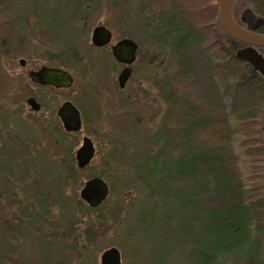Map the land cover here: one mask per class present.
Returning <instances> with one entry per match:
<instances>
[{"label":"rangeland","instance_id":"obj_1","mask_svg":"<svg viewBox=\"0 0 264 264\" xmlns=\"http://www.w3.org/2000/svg\"><path fill=\"white\" fill-rule=\"evenodd\" d=\"M216 1L0 0V264H102V255L110 249L120 251L121 264H161L162 257L156 256L161 253L168 256L164 264H191L187 259L173 262L170 258L179 247H184L183 255L188 257L185 248L190 238H174L175 243L167 233L172 183L166 176L172 166L187 170L194 162L186 156L176 164L172 160L179 155L175 150L169 154L165 150L158 162L148 161L156 152L154 147L150 152L149 134L162 125L182 126L191 109L201 121L211 113L207 137L239 157L246 188H261L264 156L256 164L251 158L264 146L260 132L264 89L256 92L244 84L250 76L245 73L248 65L222 51L228 46L220 44ZM248 9L264 14V2L234 1L237 17ZM173 10L203 27L201 44L180 50L171 38L155 37L157 27ZM217 21L218 29L212 30ZM101 25L112 28L116 38L133 34L142 42H155L143 45L136 76L125 90L117 83L120 67L110 60L103 62V97L100 51L90 45L93 29ZM21 59L27 61L26 67L19 65ZM43 65L63 67L74 75L73 87L60 92V101L85 84L88 87V97L86 92L77 93L87 123L75 137L58 136L54 116L58 105L53 97L45 102V96L38 93L48 109L43 114L55 119L50 116L47 121L42 114L28 112L26 99L34 90L25 81V77L30 81L26 73ZM21 80L27 86L24 89ZM94 93L96 100L90 96ZM177 101L176 113L182 119L175 117V111L173 115L172 105ZM91 105L94 110L103 106V113L95 114L98 118L90 119ZM205 133L197 139L204 140ZM86 134L97 148L94 161L79 170L74 158L68 168L65 154L75 157ZM36 147L40 156L31 158ZM140 174L149 177L147 191L137 184ZM95 176L109 183L110 194L104 203L91 207L80 193ZM182 182L185 190L180 198L198 202L199 188ZM201 214L198 219L203 218Z\"/></svg>","mask_w":264,"mask_h":264},{"label":"trees","instance_id":"obj_2","mask_svg":"<svg viewBox=\"0 0 264 264\" xmlns=\"http://www.w3.org/2000/svg\"><path fill=\"white\" fill-rule=\"evenodd\" d=\"M262 1L264 2V0ZM177 16L180 19L178 14ZM166 20L157 27L155 37L164 40L169 37L173 42H176L180 29L170 27ZM154 28L156 29V26ZM220 31V44L228 46V49L223 47L222 51L226 50L227 54L237 61L235 56L238 49L237 43L222 29L221 25ZM177 45L181 50V44ZM245 73L250 76H246L244 84L252 88L255 87L253 90L256 92H259L262 87L264 89V86L257 84L264 85V80L258 78L249 66L245 68ZM178 105V101L172 105L174 107L173 115L175 111V115H177L175 117L182 119L183 117L176 113L175 107H179ZM191 110L193 113H187L186 122L182 126L180 123H178L179 127L177 125L171 128L162 125L155 132H151L148 137L150 152H154L153 147L156 148L154 159L149 158L148 161L158 162L164 158L165 150L168 154L175 150L179 155L171 158L173 162L176 160V164L186 156H189L192 163L194 162L193 165L187 166V170H183V168L175 170V167L172 166L173 170L166 176L169 177L173 188L168 190L172 200L169 213H167L169 221L165 223L169 229L167 233L175 243L174 238L185 235L190 238L189 244L185 248V251L189 252L188 257L185 258L183 255L184 247H179L175 254L170 256L171 261L183 262L182 260L186 261L187 259L191 264H264L263 242L261 241L264 239V197H260L264 193V184L259 190L246 188L240 174L239 157L235 156V152L233 156L229 152L231 149L228 150L223 144L218 145L217 140L212 142V137L206 135L209 134L207 128L210 127L208 121L212 120L211 113L209 116H204L201 121V116L194 109ZM164 121L163 119L162 124ZM262 122L263 128L260 129V132L264 133V117ZM202 131L206 132L204 140L197 139V135H201ZM209 131L211 130L209 129ZM142 152L144 150H141V154ZM261 156H264V146L261 147L258 155L252 156V163L256 164L262 161ZM255 176L257 175L254 174ZM185 180L187 185L199 188L198 202L196 199L180 198V192L183 193L185 190L181 187V183ZM136 181L143 191H147L151 187L149 177L144 174H140ZM172 190H176L178 193H171ZM160 193L161 195L166 194L165 192ZM199 211L203 218H197ZM156 256L162 257L159 259L161 264H164L163 262L168 258L162 253Z\"/></svg>","mask_w":264,"mask_h":264},{"label":"flooded vegetation","instance_id":"obj_3","mask_svg":"<svg viewBox=\"0 0 264 264\" xmlns=\"http://www.w3.org/2000/svg\"><path fill=\"white\" fill-rule=\"evenodd\" d=\"M177 13H178L177 10H173V12L171 13L170 17L167 19V23H168V25L170 27H175V28H179L180 29L179 38L177 39L176 44H178V43L181 44L182 50H184L187 47H190L192 44H196V45L197 44H201L203 42V27L200 26L198 28V26H196L195 24L189 22V20L184 18V17L180 16V19H179L178 16H177ZM233 18H234L235 22L241 28L264 36V14L258 15L256 12L254 13L252 10L248 9L245 12H243V14L240 15L239 17H237L236 14H234V12H233ZM177 21H179V24H177ZM101 26L105 27L111 33L110 42L107 45L102 46V47L95 46L93 44V33H94L95 28H96L95 27L93 29V31H92V34H91V44L90 45L94 49L100 51V69H101V72H102V75H100V77H101L100 78L101 79V85H102L100 93H101V96L103 97V62H106V61L110 60V62H112V64H116V65H118L120 67V72H119L118 78H117L118 85H119L118 79H119V76H120L121 72L124 69H126V68H130L131 69V71H132L131 77L128 80V82L126 83L125 88L122 89V90H125L127 88V86H128V83H130V81L133 80L134 77L136 76L135 69H136V66H137L138 58H139L141 52L143 51V45L146 46V44H150V46H153L152 43L154 41H151L152 43L151 42L145 43V42L140 41L138 39V37H135L133 34H131L130 36L123 35L120 38H116L117 34L112 28H108V26H106V25H101ZM214 29H218V21L217 22H213L212 30H214ZM137 32H138L137 30L133 31V33H137ZM84 34H85V31H84ZM83 37L85 38L84 35H83ZM124 39L131 40V41H133V42H135L137 44L136 60H135V62L132 65H126V64L119 63L115 59V57L113 55L112 48L117 43H119L120 41H122ZM82 40L85 41L84 39H82ZM235 42L237 43L236 46L238 47L237 51L248 47V45H246L244 43H241L239 41L235 40ZM255 50L260 55H262L264 57V47H255ZM22 61H24V64H22ZM246 64H248V63H246ZM19 65L21 67H26L27 61L25 59H21L20 62H19ZM249 67L256 74V76L258 78H261L262 80H264V76H263L261 70H255L253 68V66L250 65V64H249ZM44 68L61 69L63 71H66V72L70 73L71 76L73 77V80H74L73 85L75 83V78H74V75L72 74V72L69 69H66V68H63V67H53V66L49 67L47 65H43L37 70H29V71H27L26 76L28 77V79L30 81H28L26 77H25V81H26V83L30 82V85L32 86V88L34 90V93L31 94L30 96H28V98L26 99V103H27V105L29 107L28 112L30 114H34L36 116H40L42 114L44 116V119L46 118L47 121H50L49 117L51 115L47 116L46 114H43L48 109H46L47 106L44 105L42 100H40L38 98V95H39L38 93L43 94L45 96V98H44L45 102H47L48 99H51L53 97V99H56L57 105H58V108L56 109V113L54 115L56 120H57V123H58L57 124L58 128L60 130V131H58V134H59L58 136H60V134H61V136H63L62 138H64V137L65 138L75 137L78 134L83 132V125H84L83 123L84 122L87 123V119H85V116L83 114V109L77 103L78 98H79L77 93H79L80 91H83V93H85V92L87 93L88 92L87 91L88 87L85 84L82 89H77L76 91L74 90L73 92H70V93L64 95L63 100L60 101V97H61L60 92L61 91H69L73 87V85L70 88H67V89L66 88H56V87L50 86V85H43V80L38 76V73H39L40 70H42ZM21 82H22L21 86L23 87V89L25 87H27L24 81L21 80ZM78 90H80V91H78ZM89 92H90V90H89ZM86 93H85V96L88 97V93L87 94ZM90 96H92V98H94V100H96V93H94L93 95H90ZM49 97H51V98H49ZM65 103H70L71 105H73L79 111V113H80V124H79L78 127L76 126V122L77 121L75 120L73 115H68L67 118H65V117L62 118V116L60 115V110H61V108L63 107V105ZM91 106H92L91 107L92 109L96 108L93 105H91ZM36 107H38V108L36 109ZM98 110H99L98 108H97V110L93 109V112L90 115V119H92L93 117L94 118H98V115L96 116L95 114H98L101 110H102V113H103V106L101 107V110H99V111ZM51 117H53V116H51ZM56 120H54V121H56ZM85 138H89L91 140L92 144H93V147L95 149L94 157L84 167H80L78 159H77V151L75 152V157H74V155L69 156L68 153H67V154H65L67 159L65 158L64 164L68 168H70L69 161L72 162V165L74 164V158L76 160V163L78 165L79 170H85L94 161L95 156H96V152H97V148L95 146V142L93 141V139H91L86 134V135H84V137L82 139V143H83V140ZM73 150H74V147H73ZM35 156H40V152H39V149L37 147H36V154L31 156V158H33ZM71 168H73V167L71 166ZM27 171H28V169L25 170V172H27ZM94 178H101V176H95L93 178H90L89 180L94 179ZM101 179H103V178H101ZM89 180H87L84 185H86V183ZM109 191H110V186H109ZM6 207H7V204H6ZM21 220H22V217L20 218V221ZM53 235L54 234H52V236ZM52 240H54V238Z\"/></svg>","mask_w":264,"mask_h":264},{"label":"water","instance_id":"obj_4","mask_svg":"<svg viewBox=\"0 0 264 264\" xmlns=\"http://www.w3.org/2000/svg\"><path fill=\"white\" fill-rule=\"evenodd\" d=\"M234 0H219V21L222 29L233 39L248 45L236 53V57L249 63L255 70H261L264 76V57L260 55L255 47H264V36L241 28L233 18ZM111 33L105 27L98 26L93 33V44L102 47L110 42ZM115 59L122 64L132 65L136 60L137 44L131 40L124 39L113 48ZM24 64V61H22ZM132 71L124 69L118 79L119 86L124 89L130 79ZM38 76L43 80V85H50L56 88H70L73 85V77L70 73L61 69L44 68L39 71ZM38 107H36L37 109ZM60 115L67 118L73 115L78 127L80 124V113L70 103H65L60 110ZM79 121V122H78ZM78 129V128H77ZM95 149L89 138L83 140V145L77 151V159L80 167H84L94 157ZM109 195V185L101 178L89 180L81 191V197L91 207L101 205ZM102 264H121V254L118 249H110L101 257Z\"/></svg>","mask_w":264,"mask_h":264}]
</instances>
